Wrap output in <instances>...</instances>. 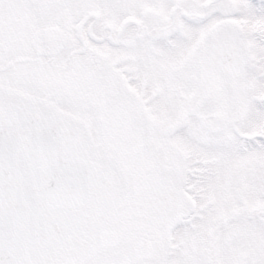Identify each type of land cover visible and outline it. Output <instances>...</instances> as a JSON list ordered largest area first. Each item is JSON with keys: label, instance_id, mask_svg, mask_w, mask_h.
<instances>
[{"label": "snow or ice", "instance_id": "obj_1", "mask_svg": "<svg viewBox=\"0 0 264 264\" xmlns=\"http://www.w3.org/2000/svg\"><path fill=\"white\" fill-rule=\"evenodd\" d=\"M0 264H264V0H0Z\"/></svg>", "mask_w": 264, "mask_h": 264}]
</instances>
